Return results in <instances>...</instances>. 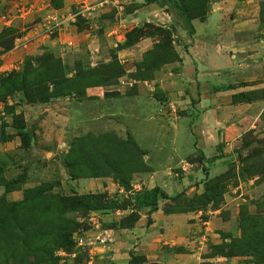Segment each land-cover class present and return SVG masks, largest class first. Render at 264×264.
Instances as JSON below:
<instances>
[{"label":"rangeland","instance_id":"obj_1","mask_svg":"<svg viewBox=\"0 0 264 264\" xmlns=\"http://www.w3.org/2000/svg\"><path fill=\"white\" fill-rule=\"evenodd\" d=\"M186 1L191 9L203 7ZM176 4L0 0V264H105L111 237L102 239L96 230L134 224L133 193L141 189L134 179L145 175L142 184L151 186L159 169L161 181L179 184L170 196L159 179L155 186L167 199L163 211L178 215V224L196 235L198 264L216 257L264 264V68L231 66L229 60L241 58L224 45L218 49L224 62L215 61L214 74L204 72L197 80L193 63L182 62L195 30ZM226 8L225 20L220 15L217 20L253 23L264 41V0H207L199 21ZM172 52L179 59L156 68ZM23 73L27 89L34 83L45 87V100L27 101L20 89ZM204 84L207 93L230 88L219 95L216 127L200 119L206 137L200 141L194 92ZM235 94L241 95L232 101ZM243 109L252 111V120L238 129ZM220 122L231 133L216 141ZM23 131L27 146L17 134ZM175 142L179 157L173 156L179 152ZM131 155L142 166L124 181L116 179L115 165L120 168ZM112 156L119 159L115 165L103 163ZM74 162L83 175L71 178L68 163ZM80 194L99 195L117 207L88 209L64 199ZM29 220L40 227L31 236L24 228ZM262 232L261 239L251 238ZM15 233L32 239L29 249L6 247Z\"/></svg>","mask_w":264,"mask_h":264},{"label":"crops","instance_id":"obj_2","mask_svg":"<svg viewBox=\"0 0 264 264\" xmlns=\"http://www.w3.org/2000/svg\"><path fill=\"white\" fill-rule=\"evenodd\" d=\"M219 6L220 5L218 4V9L220 8ZM228 9L229 8H226L222 12H216V14H208L204 21H199L196 19L191 20L195 30L192 43L187 48V54L190 55L191 58L185 54L186 58H183L182 62L184 60L187 62L189 59L193 63L194 67H192V69L194 70L196 68L195 76L197 80L198 78H202L204 72H206L205 75L214 74L215 69L212 67L215 61L216 63L219 61L224 62L225 59L218 50L222 47L224 48V45H227L228 48L231 47L232 49L238 51L239 59L241 58V62L239 60L230 61L228 59V62H231V66L233 65V67L236 68L240 66L241 69L249 67L263 70L262 68H264V41H262L263 39L256 34L254 28L252 27L254 24L241 19L237 21L236 18H227L225 22L219 21L220 19L217 20L219 15L220 17L222 16V20H225ZM214 43H216V45H214ZM214 50L218 52L213 53ZM200 51L202 52V57L198 58L196 55L200 54ZM242 61L243 64H241ZM187 71V66L185 67L183 64V73L186 74ZM227 88L225 91H218L217 89V91L215 90L213 93H207L205 90L208 88L206 84H204V86L200 85V89L198 90L199 94H197L196 91L194 92V97L196 98V107L200 109L198 117L196 118L198 126H196L194 130L195 133L197 132L198 139L200 141L206 139L201 129V120H203L205 127H216L213 117L217 113V109L222 106V103H219L218 101L220 98L219 95L228 93ZM162 89L164 88L162 87ZM250 105H252V103L247 104V107H251ZM229 107L237 109L235 106H227V108ZM249 111H244L240 119H236L237 126H241L238 127V129H241L246 123L249 124L250 120H252V116ZM226 124V122H220V127L223 125V130L219 131V136L217 139L215 136L216 141L219 138L225 139L226 136L231 133L226 130L228 128ZM250 124L253 125L252 123ZM222 127L220 129H222ZM175 144L177 146H175L174 152L177 150L179 152H176V154L173 156L179 157L180 152L182 153V149L178 143L175 142ZM154 171L156 172V169ZM146 178L148 177L146 176ZM153 178L155 182L152 181L151 186H146L142 184L145 181V175L141 178L137 176L136 179H134L133 184L134 186L141 187V189L138 190L135 188L136 191L148 189L158 185L156 183L157 179H159V182L162 184L161 189L166 195L170 196L175 192V189L179 187L178 182H175L173 178L167 179L166 181H161L162 174L160 169L155 173V175H153ZM166 201L167 199L158 198L155 209H150L147 206H135V208L138 209V218L136 222L130 226L117 228H98V230H96L102 239L105 238L106 234L111 237V240L109 239L110 241L108 243L103 240L104 243L106 242V249H108L102 255V259L105 260V264H129L130 254L134 257H142V262H140V259V261H135L133 264H198V262L195 260L197 251V245L195 244L197 239L196 235H192V233L189 232L185 226L181 227L178 224L180 222L178 215L165 213L163 211L162 205ZM120 214L121 213H118L117 215ZM147 218L150 219L149 222L147 221ZM105 244L103 247H105ZM177 248H181V251H175ZM204 259L205 261L203 264H233L232 259H227L225 257L209 258L207 261L206 259L208 258ZM104 260L102 261L104 262Z\"/></svg>","mask_w":264,"mask_h":264},{"label":"trees","instance_id":"obj_3","mask_svg":"<svg viewBox=\"0 0 264 264\" xmlns=\"http://www.w3.org/2000/svg\"><path fill=\"white\" fill-rule=\"evenodd\" d=\"M190 3H195L197 4V0H188ZM194 1V2H193ZM207 0H198V2H200L201 4H203V7H200L198 10L196 8H190L189 6H187V4H185V2H187L186 0H177V4H176V8L179 10L180 15H181V19L183 21H185L187 24H189L190 26V30H191V24H190V20L196 18L198 20H201V18L204 16L205 14V10H204V3H206ZM172 50V48H170ZM151 50H148L147 52H150ZM173 56H171L170 59L168 60H160V62H158L157 67L158 68L161 63L164 62H173L175 60H178L179 57L177 54H175L174 52ZM155 70V69H153ZM26 75L27 74H21V80H23L24 82L21 81V90L24 93V96L26 97L27 101L29 102H34V101H43L45 100V98L42 96L44 94V88L42 85L39 86L37 85V83H34L33 85V89H27V86H29L30 84L26 81ZM55 81V80H54ZM63 81H65L63 79ZM19 82V81H18ZM57 82H59V80H57ZM56 82V83H57ZM30 87V86H29ZM238 95L241 94H235L232 96V101H235L238 97ZM17 134L19 135V139H20V144L22 146H27L28 145V138H27V134L26 132H17ZM110 154V152H109ZM108 154V155H109ZM100 156V155H99ZM102 156V155H101ZM105 156V155H104ZM134 155L127 157L128 159H124L123 158V164L120 166V168L115 165L114 163L119 160L117 157H105V160H103V163H105L107 160L109 162V164H111V162L115 165V169H117L118 171L115 172L114 176L116 177V179L120 180V181H124V176L128 175L129 172H133L134 170H136L137 168H139L140 166H142V164H139L138 161L134 160ZM117 158V159H116ZM127 162L129 163V165H131L132 168H129L128 166H124L127 165ZM105 165V164H104ZM68 168H69V175L71 178H75L78 176H82L83 172L81 171V164L74 162V163H68ZM71 169L73 171H71ZM76 173V174H75ZM95 173V172H94ZM105 174V172H104ZM128 181V180H127ZM128 188V186H127ZM33 190H28V192H31ZM158 198H166L165 194L162 193L157 186H153L151 188L148 189H142L140 191H136L133 193V203L134 205L137 206H147L150 209H155L156 205H157V199ZM66 200V202L71 203L74 206H85L88 209H95V210H107V209H112V208H116L115 202H113L112 200H108V202H104L99 198V195H91V194H80V195H74V196H69V197H65L64 198ZM36 220V219H34ZM149 218H147V221L149 222ZM35 222H30V220L28 221L27 224H25L26 226H24L25 230L27 228V233L30 234V236L38 231L40 229V227L34 225ZM33 225V226H32ZM130 226V225H129ZM38 229V230H37ZM24 230V231H25ZM23 233H15V235H13L12 237L10 236L9 238L6 239V247H9V250L14 251L16 250V247L19 250H23V249H29L28 245L29 244V240H32L31 238H29L28 240H26V237H20ZM253 236L251 237L254 240H258L261 239V237L263 236V232L260 234H252ZM21 238V239H20ZM20 239V240H19ZM261 252V251H260ZM260 252H258L260 254ZM256 254V253H255ZM224 256H227L226 254ZM132 259H134V256L130 255V260H129V264H133ZM140 260V259H139ZM142 262V261H140ZM144 264H154V263H144Z\"/></svg>","mask_w":264,"mask_h":264},{"label":"built area","instance_id":"obj_4","mask_svg":"<svg viewBox=\"0 0 264 264\" xmlns=\"http://www.w3.org/2000/svg\"><path fill=\"white\" fill-rule=\"evenodd\" d=\"M103 241V240H102Z\"/></svg>","mask_w":264,"mask_h":264}]
</instances>
